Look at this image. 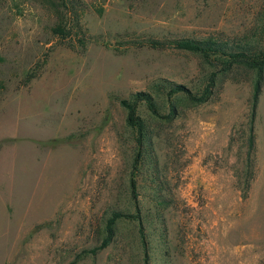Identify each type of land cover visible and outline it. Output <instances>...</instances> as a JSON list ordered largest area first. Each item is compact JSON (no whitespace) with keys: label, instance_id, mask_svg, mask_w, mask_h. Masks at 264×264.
Here are the masks:
<instances>
[{"label":"rangeland","instance_id":"obj_1","mask_svg":"<svg viewBox=\"0 0 264 264\" xmlns=\"http://www.w3.org/2000/svg\"><path fill=\"white\" fill-rule=\"evenodd\" d=\"M184 38L262 48L264 0H0V264H264V73L248 161L254 72L145 44Z\"/></svg>","mask_w":264,"mask_h":264},{"label":"trees","instance_id":"obj_2","mask_svg":"<svg viewBox=\"0 0 264 264\" xmlns=\"http://www.w3.org/2000/svg\"><path fill=\"white\" fill-rule=\"evenodd\" d=\"M43 1V0H42ZM50 2V0H47ZM52 7H54L52 5ZM55 35L64 36V29L57 26L52 29ZM145 44L152 49H163L167 47H173L174 49L186 51L189 53L197 54L203 58L209 60L213 58L214 61H217L219 65L222 66L223 71H229L234 66H244L247 69H250L255 74V81L253 84L252 96H251V109H250V118H249V130H248V149H247V160L250 161L252 153L254 151V134H253V123L255 120V113L257 108L258 99L261 92V85L263 80L264 73V46L262 48L254 47L245 44L244 46L232 45L227 42L217 41L211 38L205 39H192L184 38L177 39L173 41L167 40H155L148 39L145 40ZM216 73L211 72L203 88L202 92L199 95H193L187 88L181 84L169 83V94H182L187 97L193 103H203L208 99V95L213 86ZM119 105L126 111L125 122L126 125L131 128L137 135V157L134 161V165L137 164L138 158L141 156L142 152L145 151V145L149 141L148 129L145 124V121L140 117L138 113V108L140 104H144L147 110L154 117H161L159 113L156 102L153 97L145 92H137L132 94L128 99H119ZM175 106L170 107L169 116L175 114ZM145 144V145H144ZM143 148V149H142ZM131 191L133 198L135 197V182L131 181ZM136 215L124 214L119 210L111 209L109 215L105 220V237L102 242L88 250L84 251L83 254L95 255L99 251L103 250L110 238L113 235L114 227L122 218H136L139 219L138 213L139 209L136 208ZM141 223V222H140ZM141 225V224H140ZM140 233L142 235L141 229ZM82 257V252L77 255L76 260ZM146 258V256H145ZM73 264V263H72Z\"/></svg>","mask_w":264,"mask_h":264}]
</instances>
